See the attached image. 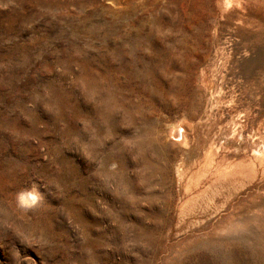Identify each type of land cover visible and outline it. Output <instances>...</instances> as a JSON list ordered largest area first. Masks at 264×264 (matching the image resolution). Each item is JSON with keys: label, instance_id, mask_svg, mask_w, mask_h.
Segmentation results:
<instances>
[{"label": "rangeland", "instance_id": "obj_1", "mask_svg": "<svg viewBox=\"0 0 264 264\" xmlns=\"http://www.w3.org/2000/svg\"><path fill=\"white\" fill-rule=\"evenodd\" d=\"M199 2L0 0V264H264V4Z\"/></svg>", "mask_w": 264, "mask_h": 264}, {"label": "bare ground", "instance_id": "obj_2", "mask_svg": "<svg viewBox=\"0 0 264 264\" xmlns=\"http://www.w3.org/2000/svg\"><path fill=\"white\" fill-rule=\"evenodd\" d=\"M199 1H200L199 3L203 2V0H199ZM213 1H214V8H213L214 21L217 18H223L225 13L231 8L244 11L247 9L248 6L253 7L254 4L255 5L264 4V0H213ZM181 2L182 1L177 2L180 5V8L182 7ZM157 3L158 5L161 4L160 1H157ZM214 23L216 24V21ZM215 33H216V30H215ZM227 54L229 55L230 52H227ZM184 130H185L184 125L181 123H177L171 126V128L167 131V134L170 135V137L173 140L177 141L178 143L180 142L184 147L187 144L186 143L187 137H186V133L184 132ZM257 152L260 153V156L264 155V146L263 148L257 150Z\"/></svg>", "mask_w": 264, "mask_h": 264}]
</instances>
